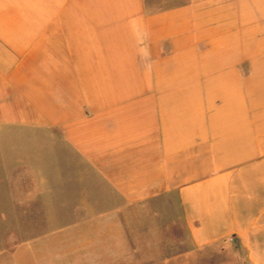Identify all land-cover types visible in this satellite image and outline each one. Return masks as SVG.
<instances>
[{"label":"crops","instance_id":"crops-1","mask_svg":"<svg viewBox=\"0 0 264 264\" xmlns=\"http://www.w3.org/2000/svg\"><path fill=\"white\" fill-rule=\"evenodd\" d=\"M1 212L55 264H264V0H0Z\"/></svg>","mask_w":264,"mask_h":264},{"label":"rangeland","instance_id":"rangeland-1","mask_svg":"<svg viewBox=\"0 0 264 264\" xmlns=\"http://www.w3.org/2000/svg\"><path fill=\"white\" fill-rule=\"evenodd\" d=\"M22 214L16 213L19 217ZM25 232L23 226L9 227L7 213H0V264H55V260L47 258L50 251L54 250V246L51 245L43 244L44 251L40 253L38 250L40 245L37 244V254L33 253L34 258L29 257V253L25 252V244L29 243L25 241L38 237H30ZM35 255L38 257L36 258Z\"/></svg>","mask_w":264,"mask_h":264}]
</instances>
